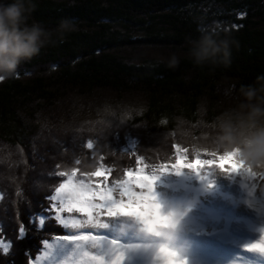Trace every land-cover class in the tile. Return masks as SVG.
<instances>
[{
    "label": "trees",
    "instance_id": "16d2710c",
    "mask_svg": "<svg viewBox=\"0 0 264 264\" xmlns=\"http://www.w3.org/2000/svg\"><path fill=\"white\" fill-rule=\"evenodd\" d=\"M35 3L36 21L54 28L71 18L79 30L22 62L14 78L0 82V240L12 241L7 257L0 248V264H28V254L34 261L43 254V240L52 243L68 235L53 214H45L43 231L29 230L17 239L20 224L31 229L29 218L49 206L45 197L64 179L58 176L60 171L77 168L80 176L109 168L112 171L102 181L107 185L136 169L137 156L146 158L149 174L160 170L151 165H159L163 154L170 155L164 162L174 161L173 145L187 149L190 160L197 151L207 158L202 150L214 141L216 117L229 107L242 84L264 74V0ZM216 22L231 31L238 47L233 48L230 66L198 67L187 55V40L198 35L199 27ZM158 50L176 52L179 66L169 69L158 63ZM99 96L110 97L112 105H130L124 115L131 116L135 109L138 113L126 118V124L108 121L109 125L86 128L81 118L92 112L119 114L108 102L100 105ZM100 129L108 131L100 134ZM183 132L193 136L184 138ZM163 135L169 140L168 151L140 149L147 137ZM88 141L93 148L87 147Z\"/></svg>",
    "mask_w": 264,
    "mask_h": 264
},
{
    "label": "rangeland",
    "instance_id": "374dc122",
    "mask_svg": "<svg viewBox=\"0 0 264 264\" xmlns=\"http://www.w3.org/2000/svg\"><path fill=\"white\" fill-rule=\"evenodd\" d=\"M215 24L218 23L216 22ZM223 26L225 25L223 24ZM161 54L166 53L164 50H158L155 56L159 58ZM99 98H101L99 103L100 105H102V102H104L106 105L108 102L107 105L109 106V109L117 110L119 114L113 115V117L111 115H106L105 113L100 114V110L97 111L96 114L92 112L81 118L80 122L84 121L85 123L81 124L86 128H90L91 125L98 126L103 122L104 124L109 125L107 123L108 121L111 124L120 122L126 124V118L133 119V115L135 116L138 113V111H136L137 109H135L132 111L131 116L124 115L123 111L129 108L130 105L126 103L112 105L113 101L109 99L110 97H107L106 99L103 98V96H99ZM136 104L140 106L139 102ZM135 106L134 108H136ZM183 134L184 138L193 136V133L188 134V132H183ZM146 139L147 140L144 139V143L143 141L139 143V147L143 151H146L144 147H159L158 149H161L167 148L168 146L169 140L164 135L158 137L151 136L147 137ZM145 141L148 142L145 143ZM60 143L63 147L66 146L64 141H58L59 146ZM198 144L199 147L203 145L201 143ZM131 145L132 144L129 143V146ZM205 145L207 146H205L202 150V152L204 151L205 154L206 152L212 151L218 152L210 145ZM163 151H168V148ZM60 152H62L61 149ZM70 153L71 149L68 151V154ZM206 157L210 158L207 155ZM159 159L164 162L165 159H170V155L163 154ZM223 163L232 164V160L226 159L223 161ZM232 166L235 165L232 164ZM152 174L157 176L154 190L159 202L163 205L164 211L168 212L174 210L177 212L179 216V222H183L188 216L195 217V221L199 224L201 223L199 228H203V231L208 229L211 231L213 228L215 229L217 227H223L224 225H220L224 223L225 225L238 226L239 223L237 222V216L239 214V218L244 215L253 221L252 227L250 228L256 230L259 233H264V216H259L257 214L264 211V176L246 179L239 175L226 174L221 169L216 167L202 169L200 174H197L187 168L181 170L179 174L173 169H168L167 171L157 170ZM245 183H249L250 186H252V197L254 201L250 202L245 200L244 205L249 207V209L244 206V208L247 210L245 211V209L242 208L243 210L241 211L240 205L243 204L242 201H244V199L242 197L243 190L240 191L239 189L243 188ZM202 184L208 187L212 185L214 188L212 187L213 189L207 192V190H204ZM107 185H111V183H108ZM201 187L203 188L201 189ZM222 195H230L232 197L231 201L233 203L230 204L228 201H224L223 199L225 197H222ZM235 195L237 196L236 200L233 198ZM61 215L69 223V227L66 228L68 235L87 234L91 236L94 234L98 239L81 242L80 247H77L74 244L66 245L61 240L49 243L45 247L43 254L39 256L40 259L38 262H36V264H78L80 260H84L85 264H98V261L92 260V257L103 258V264H112V260L115 258L116 254L123 250L128 258V264H161L156 255L158 246L156 247L151 245V243H156V245L174 243V245H176L180 243L179 241L186 243L184 245L186 246L185 249L189 259L191 257L192 260L204 261L205 257L202 254L204 253L203 250L206 247L203 245V243H205L206 240H209L208 238H210L207 237L208 234H202L203 236H197V239H195V237L192 235V228H189V232L192 233L190 234L182 230L179 231L177 229L178 227H176L175 230L168 235L150 234L144 230L141 222L135 217L123 214L108 216L103 212L102 209L97 210L96 214L91 218L83 217L81 213L75 210L71 214L62 212ZM73 220H75L77 224L79 220H81L82 226L80 228L71 227ZM241 223L244 226L249 225L248 220L246 221L245 218ZM258 226H260V229ZM211 235L213 234L211 233ZM216 235L217 234H215L214 237H216ZM261 235L262 234H260V236ZM106 236L109 237L106 238ZM235 238L237 237L235 236ZM198 239L201 241V243L198 242ZM133 240L137 241L138 244H132L131 242H133ZM113 241L116 243H113ZM118 242H123L127 247L124 246V244H118ZM189 250H191L193 253H191ZM122 263L127 264L125 257Z\"/></svg>",
    "mask_w": 264,
    "mask_h": 264
},
{
    "label": "snow or ice",
    "instance_id": "6c2138e0",
    "mask_svg": "<svg viewBox=\"0 0 264 264\" xmlns=\"http://www.w3.org/2000/svg\"><path fill=\"white\" fill-rule=\"evenodd\" d=\"M87 147L93 148V143L88 141ZM176 150L174 161L161 162L159 165H151L158 167L161 171L168 169L175 170L178 174L181 170L187 168L193 172L200 174L202 169L216 167L229 175H239L246 179L255 178L257 175L264 176V172L257 173L248 166L238 155V150L223 151L220 155L216 151L206 152L210 158H202L199 151L195 154V159L190 160L187 155V149H181L179 145H173ZM234 158V159H233ZM145 157L137 156L136 169L126 170L123 179H114L111 185L103 184L102 181L107 179V174L112 171L109 168H99L94 172H81L80 176L76 173L79 171L73 168L71 171H60L58 176L62 179L54 189V193L45 197L49 201V206L42 213H35V219L29 218L28 224L32 226L28 229L25 224L21 223L18 228V237L20 239L25 236L29 230L41 232L45 229L46 215L53 214V219L59 222V225L67 228L68 221L61 215L62 212L69 214L77 211L83 217H93L97 210H103L108 216L127 215L138 219L146 232L155 235H168L175 230L179 223L177 212H165L163 205L159 202L154 186L157 176L149 174L146 169L150 165L144 163ZM232 160V164L223 163L224 160ZM80 161L77 160V164ZM92 177L97 180L93 182ZM82 221L78 224L73 220L71 227L80 228ZM59 239L67 244H74L77 247L81 246V242H87L98 239L93 235H63ZM113 243H116L113 241ZM47 239L42 241L43 246H47ZM12 247V241L6 244L0 240V248L2 254L7 257ZM63 247V245H62ZM251 250L264 252V235L260 239L247 246ZM157 258L161 264H187L181 253L169 244H160L156 252ZM28 264H36L40 257L37 256L35 261L31 254H28ZM124 253L118 252L112 260V264H122ZM92 260L98 261V264H103V258L92 257ZM78 264H85L84 260H80Z\"/></svg>",
    "mask_w": 264,
    "mask_h": 264
},
{
    "label": "clouds",
    "instance_id": "9594fccd",
    "mask_svg": "<svg viewBox=\"0 0 264 264\" xmlns=\"http://www.w3.org/2000/svg\"><path fill=\"white\" fill-rule=\"evenodd\" d=\"M35 0H0V82L14 78L22 62L40 54L42 49L63 42L79 30L78 23L64 18L54 27L36 21ZM195 38H188V57L198 67H228L233 48L238 47L231 31L220 25L199 27ZM176 52L161 54L158 63L169 69L180 64ZM146 110V109H142ZM206 106L201 105L203 114ZM183 122L178 121V127ZM108 129H100L104 134ZM214 141L218 151L238 150L240 158L256 172H264V74L236 90L229 107L214 123Z\"/></svg>",
    "mask_w": 264,
    "mask_h": 264
},
{
    "label": "bare ground",
    "instance_id": "6f19581e",
    "mask_svg": "<svg viewBox=\"0 0 264 264\" xmlns=\"http://www.w3.org/2000/svg\"><path fill=\"white\" fill-rule=\"evenodd\" d=\"M203 187H204V190H207V192L214 188L212 185H210V187L203 185ZM203 187H201V189ZM239 190L240 191L243 190V196L242 197H243L244 201H242L243 204L240 205L241 206L240 210L242 211L243 209H245L244 206L247 207L246 205H244L245 200L250 201V202L254 201L253 197H252L253 188H252V186H250L249 183H245L243 185V188H241ZM222 197H225L224 199L222 198L224 201H228L230 204L233 203L231 201L232 197L230 195H227V196L222 195ZM233 198H235V200H236L237 196L235 195V197H233ZM230 204H228V205H230ZM247 208L249 209V207H247ZM240 210H239V212H240ZM246 210L247 209H245V211ZM257 214L259 216H264V211H262L261 213H257ZM239 216L240 215L238 214V216H237L238 217L237 222L239 223L238 226H232V225H227V224L225 225V223H224V224L220 225V226L224 225L223 227H221V228L217 227L215 229L213 228L211 231H210V229L203 231L204 230L203 228L202 229L199 228L201 223L200 224L197 223L195 221L196 220L195 217L188 216L183 222L178 223L177 229L179 231L182 230L186 233L192 234L191 232H189L190 231L189 228H192V230H191V231H193L192 235L195 237V239H197V236H203L202 234H208L207 237H210V238H208L209 240H206V242L203 243V245H205V247H206L203 250L204 253L202 254L205 257L204 261L192 260L191 257H190V259H191L190 260L188 257V254L186 252V249H185L186 246L184 245L186 243H184V242L179 241L180 242V243H178L179 245L178 244L174 245V243L169 244V245L176 248L181 253V255L185 258L187 264H264V252L251 250L247 247L248 245L259 240L261 237L260 234L264 235V233H262V232L259 233L256 230H253L252 228H250V227H252V224H253V221L250 218H248L244 215H242L241 218H239ZM244 218L246 219V221L248 220L249 225H245V226L242 225L241 222L244 220ZM258 227L260 229V226H258ZM211 233L213 235H211ZM215 234H217L216 237H214ZM235 236L237 238H235ZM107 237H109V236H106V238ZM198 242L201 243V241L199 239H198ZM131 243L132 244H135V243L138 244L137 241H134V240ZM118 244H124V243L118 242ZM151 245H154L157 247L160 244L156 245V243L154 244L152 242ZM124 246H126V245L124 244ZM189 251H191V250H189ZM121 252L124 253L125 261H127V264H128V258L125 255L124 250ZM191 253H193V252L191 251ZM122 264H124V263H122Z\"/></svg>",
    "mask_w": 264,
    "mask_h": 264
}]
</instances>
